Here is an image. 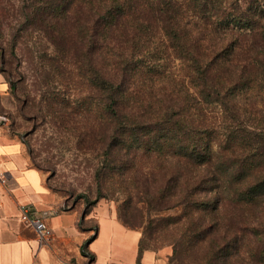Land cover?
<instances>
[{"label":"trees","instance_id":"trees-1","mask_svg":"<svg viewBox=\"0 0 264 264\" xmlns=\"http://www.w3.org/2000/svg\"><path fill=\"white\" fill-rule=\"evenodd\" d=\"M217 8L212 0H48L43 22L72 58L70 82L86 86L74 100L97 101L103 148L133 162L144 154L140 162L165 179L203 187L206 207L234 205L262 243L251 264H264V99L242 105L257 90L264 96V9L217 25ZM56 71L64 76L61 65Z\"/></svg>","mask_w":264,"mask_h":264},{"label":"rangeland","instance_id":"rangeland-1","mask_svg":"<svg viewBox=\"0 0 264 264\" xmlns=\"http://www.w3.org/2000/svg\"><path fill=\"white\" fill-rule=\"evenodd\" d=\"M212 1L219 8L210 20L217 25L251 8L264 9V0ZM46 2L0 0L3 68L16 85L3 114L9 130L23 142L29 163L68 207L112 210L121 223L123 218L132 225L123 223L127 229L141 235L143 248L162 251L169 264H251L262 243L244 230L246 219L238 208L206 207L203 187L187 189L177 179H165L160 169L140 162L144 154L133 162L134 154L119 157L103 148L97 101L85 105L74 100L75 95L87 96L86 86L75 88L70 82L75 67L70 55L59 54L51 20L43 22ZM57 65L64 76L55 72ZM261 93L245 97L242 105H262ZM136 245L138 254L139 239ZM127 256L132 260L131 251ZM161 259L156 264H163ZM71 264L94 263L80 254Z\"/></svg>","mask_w":264,"mask_h":264},{"label":"crops","instance_id":"crops-1","mask_svg":"<svg viewBox=\"0 0 264 264\" xmlns=\"http://www.w3.org/2000/svg\"><path fill=\"white\" fill-rule=\"evenodd\" d=\"M3 58L0 50V264H71L85 250L94 264H156L162 251L143 248L141 235L127 229L116 213L102 206L88 213L78 205L68 207L29 163L23 142L9 130L3 114L13 96ZM28 207L45 219L52 230L50 238L41 239L22 220ZM161 262L169 264L167 259Z\"/></svg>","mask_w":264,"mask_h":264},{"label":"built area","instance_id":"built-area-1","mask_svg":"<svg viewBox=\"0 0 264 264\" xmlns=\"http://www.w3.org/2000/svg\"><path fill=\"white\" fill-rule=\"evenodd\" d=\"M22 220L34 227L39 232L41 239L46 240L52 236V230L45 222V219L41 215L34 213L31 208L28 207L24 210Z\"/></svg>","mask_w":264,"mask_h":264}]
</instances>
